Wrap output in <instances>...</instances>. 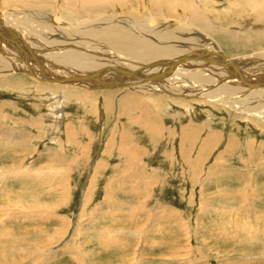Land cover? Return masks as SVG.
I'll return each instance as SVG.
<instances>
[{
	"label": "bare ground",
	"instance_id": "6f19581e",
	"mask_svg": "<svg viewBox=\"0 0 264 264\" xmlns=\"http://www.w3.org/2000/svg\"><path fill=\"white\" fill-rule=\"evenodd\" d=\"M1 2L5 4V8L0 5V85H8L24 92L41 90L38 93L40 95L43 92L42 97L37 94L35 98L38 96L46 108L47 117L52 123L50 128L54 130H51L52 135L58 132L56 126L64 124L63 101L65 99L68 102V99L63 93L66 92L67 95L68 90L73 91L70 98L71 94L75 93L81 98L104 96V102L111 111L114 109L113 106H116L115 122L120 116V110L138 109L139 119L144 117V127L149 132L154 130L163 134L166 132L168 136L174 131L171 133L168 126L165 128V123L156 124L161 119L160 115L158 111L151 112L148 108L163 107V113L177 115L178 112L174 109L176 107L173 106L186 108L187 105L199 103L207 104L213 109L225 110L237 131L240 123H245L256 129L254 131L260 136L264 135V0H1ZM78 88L81 91H78ZM6 104L4 102L0 104V195H2L0 198L5 202V206H0V214L4 212L10 220L13 216L9 214H17L11 209V204L14 206L17 204L20 209L25 205V203L22 205L24 200L22 194L35 197L37 192L33 189L32 192L28 191L23 186L21 190L8 187L7 181L17 174V171H14V174L10 171L14 169L21 171L19 166L11 169V166L22 158L20 155H12L11 152L35 149L28 146L27 139L30 133L17 125L19 120H16L14 125L5 123L11 117L1 108ZM131 119L133 120L132 116ZM204 125L196 124L193 131L187 128L188 136L186 128L181 129L182 135L175 133L171 136L173 138L171 143L177 138L178 153L184 158V162L192 169L198 168L199 160L208 157L207 161L212 159V163L207 173L216 174L218 179L215 182L222 181L226 184L234 182L239 186L252 185L254 196L264 193V141L261 140L263 137L259 141L258 139L249 141L250 138L244 136L247 144L238 143L234 139L236 137L234 132L228 136L226 133L218 135L212 130H206L200 137ZM197 129L196 133L194 130ZM161 132L158 133L162 134ZM256 137L254 135V138ZM186 139L188 142L194 139L200 141L197 151L185 147ZM124 140L127 145V139ZM224 141V147L218 149ZM158 146L161 149L163 147ZM158 146L153 150L157 152ZM128 147L123 153L130 155L129 165L126 166L133 172L138 164L137 157L144 150L141 151V146L137 147L133 143ZM241 147L247 150L244 151L247 154L245 163L248 172L250 169L254 170L251 172L255 174L254 176L246 178L243 169L228 167L229 164L224 162L227 152L239 151ZM240 151L242 153L243 150ZM158 152L166 157L173 156L166 150ZM11 162L13 164H10ZM6 166L11 168L7 169ZM128 171L123 173V176H127L123 178L130 179L129 175L132 172ZM146 175L149 178L148 174ZM15 178H12V181H15ZM29 180L36 182V175ZM35 202L36 198L33 203ZM257 216L255 219L260 218ZM224 222L222 221L220 225L223 226ZM233 223L236 232L244 234L248 231L249 235L246 238L248 240H243L246 244L248 241H263L262 223L254 226L244 221ZM68 229L67 227L61 231V236L55 243L65 237ZM219 232L222 235L226 233L224 229H220ZM0 235V239H3L0 248L7 245L8 248H3L8 251L7 253L27 252L20 237L17 241L5 242L12 235L10 228L0 231ZM74 238L75 236H71L60 248L53 249L52 246H48L47 251L41 247L43 245L35 242L36 248L33 251L48 255L58 254L57 252L63 250L69 251ZM148 242H150L148 252L163 244L166 247L165 242ZM112 243L106 242L105 246L109 247ZM0 254L4 255L5 252L0 251ZM146 260L147 264L153 262V258ZM16 263L13 261L5 264Z\"/></svg>",
	"mask_w": 264,
	"mask_h": 264
},
{
	"label": "rangeland",
	"instance_id": "374dc122",
	"mask_svg": "<svg viewBox=\"0 0 264 264\" xmlns=\"http://www.w3.org/2000/svg\"><path fill=\"white\" fill-rule=\"evenodd\" d=\"M0 5L5 8L1 0ZM38 91L41 90L24 92L8 85H0V104L7 103L1 108L12 117L5 123L14 125L19 120L17 125L30 133L28 146L35 149L31 150L33 153L30 149L11 152L22 158L12 168H6L14 169L19 166L21 171H10L13 174L17 171L15 177L18 178L13 176L15 181L11 178L6 183L13 190L25 187L28 191L32 192L33 189L37 192L35 197L23 193L22 205H25L20 209L17 204H11V209L17 214H9L13 216L10 220L4 212V216L0 214V231L10 228L12 233L9 240L4 241L9 243L20 237L22 246L27 251L22 254L7 253L3 249L8 248L7 245L1 246L0 251L5 254H0V264L13 261L16 264H147L146 259L152 258L154 263L149 264H264V239L258 242L248 241L246 244L243 240H248V231L241 234L233 229V222L236 221H244L252 224L251 226L260 222L264 226V193L258 197L253 195L252 185L215 182L218 179L216 174L207 173L212 159L207 161L208 157L203 158L199 160L198 168L192 169L178 153L177 138L171 143V136L175 133L182 135L183 128H186L188 136L187 128L193 131L196 124H205L200 137L206 130H212L218 135L234 132V139L238 143L247 144V137L250 138L249 141H259L263 137L261 140L264 141V135L256 133L251 125L240 123L237 131L225 110L213 109L207 104L195 103L186 108L173 106L176 107L174 109L178 112L177 115L163 113V107L148 108L151 112L158 111L161 119L156 124L165 123V128L168 126L171 133L174 131L168 135L169 139L166 132L163 134L158 131L162 133L160 134L155 130L147 131L144 117L139 119L138 109L120 110V116L115 122L116 106L111 111L104 102V96L81 98L75 93L70 98L73 91L68 90L69 96L66 92L63 93L68 99V102L65 99L63 101L64 124L56 126L58 132L52 135V123L47 117L46 108L37 98L43 92L39 95ZM78 91L81 89L78 88ZM130 116L133 120H130ZM194 131L197 133L198 129ZM250 133L253 135H249ZM254 135L257 137L254 138ZM123 137L127 139V145ZM132 143L137 147L141 146V151L144 150L137 157L138 164L133 172L126 166L129 165L130 155L123 153ZM158 145H162V149ZM224 145L225 141L218 149H222ZM157 146L158 151L166 150L173 156L166 157L153 150ZM186 146L197 151L200 141L194 139L188 142L186 139ZM240 150H243L242 153ZM245 150L241 147L237 152H227L224 162L229 164L228 167L243 169L244 177L248 178L255 174L251 173L254 172L253 169L248 172ZM4 163L7 164L6 161ZM128 170L132 172L130 179L123 178L127 177L123 173ZM22 174L24 175L21 176ZM35 175L36 182H30L29 179ZM35 198L37 206L33 203ZM2 205L5 206V202L0 198V206ZM256 216L260 218L255 219ZM222 221H225L223 226L220 225ZM67 227L69 229L65 237L55 243L61 236V231ZM220 229H224L226 233L222 235ZM71 236L75 238L69 251L49 253L50 257L47 253L38 251L37 254V251H33L37 242L46 251L51 246L53 249L60 248ZM148 241L165 242L166 247L163 244L148 252ZM106 242L113 243L106 247Z\"/></svg>",
	"mask_w": 264,
	"mask_h": 264
}]
</instances>
